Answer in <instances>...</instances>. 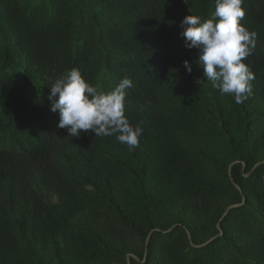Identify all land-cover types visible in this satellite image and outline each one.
Segmentation results:
<instances>
[{
	"label": "trees",
	"instance_id": "obj_1",
	"mask_svg": "<svg viewBox=\"0 0 264 264\" xmlns=\"http://www.w3.org/2000/svg\"><path fill=\"white\" fill-rule=\"evenodd\" d=\"M214 7L0 0V264H264V0H243L256 39L241 104L197 83L180 35ZM72 68L104 92L133 81L138 147L56 127L50 85Z\"/></svg>",
	"mask_w": 264,
	"mask_h": 264
},
{
	"label": "clouds",
	"instance_id": "obj_2",
	"mask_svg": "<svg viewBox=\"0 0 264 264\" xmlns=\"http://www.w3.org/2000/svg\"><path fill=\"white\" fill-rule=\"evenodd\" d=\"M243 0H215V7L207 19L187 15L180 23L185 47L198 50L197 64L205 79L221 95H232L236 104L243 103L252 94L251 81L255 78L243 61L255 48L256 33L246 29L241 21L245 16ZM184 67L191 73L187 60ZM133 81L124 77L108 92L88 83L78 68L65 70L50 85V110L59 113L57 128L69 136L81 132L95 137L115 136L129 150L139 146L143 128L133 126L125 115L127 90Z\"/></svg>",
	"mask_w": 264,
	"mask_h": 264
},
{
	"label": "rangeland",
	"instance_id": "obj_3",
	"mask_svg": "<svg viewBox=\"0 0 264 264\" xmlns=\"http://www.w3.org/2000/svg\"><path fill=\"white\" fill-rule=\"evenodd\" d=\"M263 155H264V153H263Z\"/></svg>",
	"mask_w": 264,
	"mask_h": 264
}]
</instances>
